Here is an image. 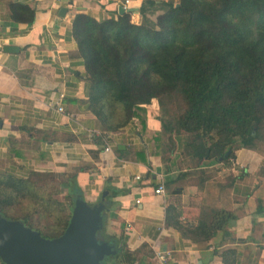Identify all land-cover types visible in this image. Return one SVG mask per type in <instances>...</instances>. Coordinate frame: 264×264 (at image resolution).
Masks as SVG:
<instances>
[{
    "label": "trees",
    "instance_id": "trees-1",
    "mask_svg": "<svg viewBox=\"0 0 264 264\" xmlns=\"http://www.w3.org/2000/svg\"><path fill=\"white\" fill-rule=\"evenodd\" d=\"M10 8L14 20L35 19L28 5ZM133 13L100 20L79 13L73 20L74 56L84 61L89 106L106 133L135 124L148 135L165 173L179 172L162 183L167 194L198 187L197 222L183 219L181 202L170 201L165 223L196 244L209 242L227 235L238 219L226 203L237 177L224 172L240 149L263 156L253 189L264 181V0H144L139 23ZM156 106L162 129L149 131L148 108ZM86 170L31 171L27 177L0 172V212L57 238L70 223L75 198L83 197L77 177ZM112 190L105 189L99 238L118 253L104 264H142L141 250H130L123 232L105 230L118 193ZM221 256L224 264H239L235 249Z\"/></svg>",
    "mask_w": 264,
    "mask_h": 264
},
{
    "label": "crops",
    "instance_id": "crops-1",
    "mask_svg": "<svg viewBox=\"0 0 264 264\" xmlns=\"http://www.w3.org/2000/svg\"><path fill=\"white\" fill-rule=\"evenodd\" d=\"M125 1L0 0V172L27 177L31 171L64 173L87 168L77 177L83 197L94 204L108 186L111 193L118 191L106 232H123L128 248L141 250L142 264H153L159 249L172 251L170 264H224L221 253L228 248L238 251L239 264H264V181L253 189L263 160L260 153L240 149L224 172L237 177L226 203L236 210L238 219L227 235L196 244L166 225V206L170 201L181 202L182 218L195 223L202 192L195 184H187L171 196L156 194L159 183L179 172L165 173L162 157L153 152L148 135H141L135 124L106 133L91 111L84 61L74 56L73 20L79 13L98 20L110 18L120 14ZM128 1L126 9L139 18L144 0ZM10 3L33 8L34 21L14 20ZM60 100L61 112L56 106ZM148 129H162L151 107ZM107 145L111 152L105 151ZM128 224L130 232L125 230Z\"/></svg>",
    "mask_w": 264,
    "mask_h": 264
},
{
    "label": "water",
    "instance_id": "water-1",
    "mask_svg": "<svg viewBox=\"0 0 264 264\" xmlns=\"http://www.w3.org/2000/svg\"><path fill=\"white\" fill-rule=\"evenodd\" d=\"M130 11L134 10L119 7L120 14ZM106 194L94 204L78 195L68 227L54 239L0 212V260L4 264H104L118 253L114 243L99 238L105 225Z\"/></svg>",
    "mask_w": 264,
    "mask_h": 264
},
{
    "label": "built area",
    "instance_id": "built-area-1",
    "mask_svg": "<svg viewBox=\"0 0 264 264\" xmlns=\"http://www.w3.org/2000/svg\"><path fill=\"white\" fill-rule=\"evenodd\" d=\"M128 0L126 1V4H128ZM56 106L58 108V110L61 112V111H64V107L63 105L61 104V100L60 101H57L56 102ZM105 151L106 152H111L112 151V148L110 145H107L105 147ZM138 179H140L139 176H137ZM155 193L158 194V195H165L166 193V190H165V186L164 184H161L159 185L156 189H155ZM125 230L127 232H130L132 231V226L131 224H128L126 227H125ZM171 258H172V251L171 250H162V249H159L155 252V255L153 257V260H154V263L153 264H170V261H171Z\"/></svg>",
    "mask_w": 264,
    "mask_h": 264
},
{
    "label": "rangeland",
    "instance_id": "rangeland-1",
    "mask_svg": "<svg viewBox=\"0 0 264 264\" xmlns=\"http://www.w3.org/2000/svg\"><path fill=\"white\" fill-rule=\"evenodd\" d=\"M140 20H141V17L139 16V18H137V17H135L134 15H133V21L134 22H140ZM151 109H153V110H155V112H156V114H157V117H159V115H161V111L159 110V108L156 106V107H151ZM106 230V229H105ZM106 264H112L111 262H109L108 260H107V262H106Z\"/></svg>",
    "mask_w": 264,
    "mask_h": 264
}]
</instances>
